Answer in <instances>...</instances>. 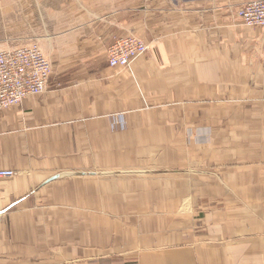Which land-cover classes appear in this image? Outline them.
Listing matches in <instances>:
<instances>
[{"label":"crops","instance_id":"obj_1","mask_svg":"<svg viewBox=\"0 0 264 264\" xmlns=\"http://www.w3.org/2000/svg\"><path fill=\"white\" fill-rule=\"evenodd\" d=\"M73 1L47 91L0 113V264H264L261 30L232 0ZM127 35L149 49L111 68Z\"/></svg>","mask_w":264,"mask_h":264},{"label":"built area","instance_id":"obj_2","mask_svg":"<svg viewBox=\"0 0 264 264\" xmlns=\"http://www.w3.org/2000/svg\"><path fill=\"white\" fill-rule=\"evenodd\" d=\"M237 18L244 26L261 30L264 40V0H232ZM107 55L111 68L131 69L132 64L146 54L147 43L127 35L113 41ZM52 64L41 46L0 47V113L22 104L28 97L47 91L52 77ZM117 119V118H115ZM15 172L0 171V178H12Z\"/></svg>","mask_w":264,"mask_h":264},{"label":"rangeland","instance_id":"obj_3","mask_svg":"<svg viewBox=\"0 0 264 264\" xmlns=\"http://www.w3.org/2000/svg\"><path fill=\"white\" fill-rule=\"evenodd\" d=\"M71 7L73 0H0V47L35 43L46 55L49 46L46 40L42 44V39L50 33L47 27L57 20H70ZM192 168L188 167L187 172L194 171Z\"/></svg>","mask_w":264,"mask_h":264}]
</instances>
